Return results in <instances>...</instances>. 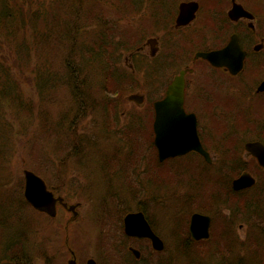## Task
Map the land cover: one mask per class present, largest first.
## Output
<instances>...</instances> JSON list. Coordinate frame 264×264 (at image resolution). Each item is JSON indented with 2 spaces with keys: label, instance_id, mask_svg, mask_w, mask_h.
<instances>
[{
  "label": "rangeland",
  "instance_id": "obj_1",
  "mask_svg": "<svg viewBox=\"0 0 264 264\" xmlns=\"http://www.w3.org/2000/svg\"><path fill=\"white\" fill-rule=\"evenodd\" d=\"M103 1L26 0L27 5L24 11L27 17L25 24L27 23V25L16 32L18 34L16 36L17 41L22 42L26 40L27 42L23 58L18 54L15 42L11 41L10 36L4 30H0V63L10 70L11 78L18 84V89L20 90V92L18 90L20 97H15L13 102L10 104L5 102L0 104V204H3L0 205V239L11 245L9 247L11 251L0 249V264H7L13 258L12 262L19 264H67L71 258V249L76 251L78 263L85 264L89 258L98 256L102 248L106 249L111 254L110 259H114L115 261L118 259L115 249H120L122 246V215L129 209H136L140 201L144 202L143 204L148 207L150 214L158 223L161 236L166 245H168V250L165 252L171 254L168 258L165 253L159 255L157 252L152 251V248L145 244L146 242H141L144 244H139L143 252L148 256V260L151 261L149 263L167 264L171 261L173 264H185L184 258L179 255L181 252L176 249L175 242L171 238L170 224H177L171 215V212L175 211V208H170V205L159 198L158 195H151L138 182L140 178L141 180L145 178V175L141 171L144 168V162H142L143 164L139 173L133 171V177L129 171L127 172L128 181L131 182L132 188L136 193L133 194V191L130 190V193H125L126 196H113L112 191L114 188L106 185L101 164L95 163L91 166L88 163L91 159L87 161L92 149L90 142L97 141V144L101 146L103 141H108L109 143L118 141L106 131L105 118L107 114L103 111L104 106L101 104L102 101H98V106L95 109L91 106L80 119L76 118L78 106L76 97L81 96L83 93L92 94V98L100 96L101 99L104 97L107 94L104 91L106 89L105 79L107 75L104 73V69L92 67L89 69L85 68L80 72L82 78L87 77L88 79L85 87L81 85L78 87L73 82L66 84L65 81L67 73L72 72V74H75L79 71L77 67L79 63L83 65L89 59L92 60V51H88L87 45L92 46L101 34V25L106 26L104 19H102L103 13L106 12ZM59 3L62 4L59 5ZM38 4L44 6V11L56 10L57 18H54L52 24H55L58 30L55 29L53 31L51 29L50 31V29L41 24L39 27L41 33L49 31L52 34L47 41H39L35 44L31 24H29L28 20L30 18V10L36 8ZM120 9H122L123 13H126L124 5H120ZM40 20L45 23L44 19ZM148 21L143 18L139 22L142 30L146 29L145 24ZM127 22L128 20H125L123 25L119 27V33L123 38L130 39L132 32H129L124 26L127 25ZM78 25H85V33L82 34L81 29L82 33H80L82 36L75 42V49L72 51L74 44H71V41L64 38V31L66 28ZM192 27L187 29L186 32L192 30ZM159 35L161 34L148 31L143 36V41ZM165 36H161L162 39ZM79 45L85 47V49H82L84 52L77 50V46ZM121 50V60L124 61L123 55L127 54L128 50H124L123 48ZM194 52L190 50L189 54L192 55ZM145 61V64L136 67V69L124 67L126 69L123 70L127 74L124 75V71L120 70L122 78L119 81L111 78V82L109 83L113 86L111 88L113 94L109 95V97L114 102H118L119 99L122 100L123 106L121 109L125 108L126 105L129 110H132L128 112V114H131L127 122L128 125H133L138 121L144 122L145 115L150 118L149 114L151 110L149 112L143 110L145 107L148 109L149 99L155 100L154 97L149 95V90L157 88L158 91L155 90V95H162L164 89L172 82L174 76L181 69L180 66L159 68V71H161L160 76L158 74L153 75L149 71V68H155V62L150 59H146ZM68 65H70V69ZM191 66L195 68V71L193 74L188 75V100L191 103L197 101L194 94L201 92V88L205 85L204 91L221 94L217 97L219 104L217 113L221 114V116L226 114V117L229 113L235 115L237 112L236 107L238 106L228 96L229 93H232L231 84L233 81L223 77L221 74H212L203 63H196L195 65L191 63ZM36 67L50 68L56 75H59L57 77L60 83L58 88H46L42 91L39 87L38 77H35ZM89 67L91 66L89 65ZM116 72L118 73V70ZM46 73L49 74L48 71L40 69L39 74L44 75ZM129 83H132V85L129 86ZM84 88H87V90L85 91ZM134 93H147L148 101L144 108H140L136 102L127 99L128 96ZM240 102L243 104L245 100H240ZM254 106L250 103V107ZM190 107L196 111L200 108ZM138 112L140 114H134ZM209 114L210 110H206L200 114L201 122L206 127L208 135L210 134V127H214L211 124L212 121ZM245 115L247 117L246 122L250 125L245 126V118L242 114L238 117L237 122H231L229 117L227 125L221 124L227 129L223 128L219 134L222 136L226 133L230 134L229 132L232 131L233 135H236L235 139L243 146L245 142L252 138L248 132L250 126L253 123H264V107L255 106L254 110L249 108ZM119 116H122L120 112ZM70 125L76 126L73 128L74 126L70 127ZM71 130H74V132ZM113 130L110 132L113 133ZM117 134L119 136L121 132ZM75 146L80 147L78 153L75 150ZM112 147L114 149L119 147V145L112 144ZM108 150L109 152L112 151L111 147L103 151L107 152ZM212 150L217 163L206 168V185L209 184L210 187L213 184H219L217 177H223V173L231 174L227 170L221 169L222 160L220 155L214 147ZM103 151L99 153L104 155ZM75 156L81 158L78 159ZM97 156L99 161L103 157L98 155V152ZM187 159L193 167L196 166L193 161L197 160L195 155ZM250 166L254 171H257L256 165ZM103 168L106 171L105 165ZM25 170L37 172L56 193L64 195L69 203H81V207L78 208V218L73 220V212L65 208H59V215L54 220L46 214L34 211L26 202L23 194ZM178 172L180 171H174V173ZM153 177L152 184L158 187V184H165L170 181L172 175L167 170L159 167V169H153ZM195 179V181H198L197 177ZM114 181H111V183ZM170 184H172V181ZM179 191L180 193H185L187 188L181 185ZM124 198H126L125 204H121L120 207L119 203ZM210 200L211 198L207 197V203ZM121 208L127 209L122 212ZM158 208H164L165 211ZM197 209L214 213L216 219L213 224L211 238L200 246L191 247V252L196 251L201 253L202 256L211 258L214 264H217L221 251L222 256L224 255L223 253L229 248L227 246H233V249H236L244 240L248 244L242 245L251 248L257 245L261 247V252H264V246L249 242L253 239L255 242H261V245H264V215L262 223L250 224L249 214L244 210L239 213L240 215H237L232 213V209L213 208V206L201 200L192 203L191 208H181L179 215L183 214L188 219V221L184 220V222H187L189 225L190 216L193 212L198 211ZM263 212H260V214H264ZM244 213L247 215H244ZM230 218H234V231H230L228 227L232 225L228 222ZM8 227L13 229H5ZM225 228L228 229V233L224 236L223 232L226 231ZM181 232L182 230H179V234ZM4 233H8V235L4 236ZM18 235H21L23 241H26H24V244L28 245L27 250L29 255L27 258L24 257L25 259L22 258V260H17L18 256H22L21 254L12 252L15 249V244H12V241L17 242L16 236ZM234 237H236V240ZM111 238H113L116 248L111 244ZM107 240V244L102 243ZM67 241H69L68 244ZM249 250L254 251L250 248ZM236 251L238 252L239 250L237 249ZM244 253L245 251L239 254L243 256ZM252 256L248 258H252ZM115 264H117L116 261Z\"/></svg>",
  "mask_w": 264,
  "mask_h": 264
},
{
  "label": "flooded vegetation",
  "instance_id": "obj_2",
  "mask_svg": "<svg viewBox=\"0 0 264 264\" xmlns=\"http://www.w3.org/2000/svg\"><path fill=\"white\" fill-rule=\"evenodd\" d=\"M130 1L135 4V7L131 8L132 12H130L128 15L127 13L125 14L127 15L128 22L127 25L124 26L128 29L129 32H132V34L130 39L128 40L119 38L120 42L124 43V46L122 48L124 50H128L129 48L130 49L127 51V54L123 55L124 61L121 60V51L119 53L118 60L112 62V64L117 66V68L119 69H126L124 67L136 69V67L145 64L146 59H150L151 61L155 62V68H149V71L152 72L153 75L158 74L160 76L161 71H159V68L170 66L172 68L177 66L181 67L174 78L182 71H186V94L184 102L185 110L187 113H192L197 117V133L203 148L209 154L211 162H207L206 156L195 150L182 156L171 157L164 161L159 160L155 143V120L157 114L154 108V103L164 98L169 87L168 85L164 89V93L162 95H155V90L158 91L157 88H155V90H150V94H152L151 96L155 99L153 101V108L147 107L148 109H146L145 107L148 99L147 93L143 94V101L141 100L139 102L135 99L137 102L136 104L140 108L145 107L143 109L144 111L149 112L151 110L149 114L150 118H148L144 114V122L138 121L133 125H128L127 122L131 115L128 114V112L132 110H129L126 105L125 108L118 110L122 115L120 116V118H118L119 114H116V110L112 109L111 120L114 125L118 124L117 131L121 132L120 137L122 138L125 134V126L129 128L138 126V141L134 146L130 147L124 145L123 140V144L114 149L112 147V144L119 145L121 138H118V141L113 142L112 144L108 141H103L100 147H105L106 149H108L106 146L110 144V147L112 149V151H110L111 153L108 150L105 153V156L100 159V161L96 159H91V161H88L89 159H87L88 163L91 166L95 163L101 164L106 185L114 188L112 191L113 196H126L125 193H130V190L133 191V194L136 193L132 188L131 182L128 181L129 177L127 172L129 171L133 177V171L139 173V170L141 169V166L143 164L142 162H144V168H142L141 171L145 175V178L144 180H141L140 178L138 180L139 184L143 186V189L146 188V190H148L151 195H158L159 198L163 199L170 205V208H173L174 202L180 198L187 200L193 198L195 202H198L199 200L203 202V194H201L200 192L201 190L202 192H204L205 190L204 187L207 175H205L204 167L202 166H204V164L213 165L217 163L215 154L212 150V148L214 147L217 153L220 155L222 161L224 159L235 158L239 160L240 158H242L245 161V164H248L249 167L241 170L240 172L237 171L231 177V189L234 193L229 189L227 197L228 206H223V204H215L213 202V208H237L244 194H246L247 204L248 200L254 201L258 197L262 196L263 190H258L256 189V187L258 183H260L264 178V167L261 166L257 157L254 156L252 152L246 149V144L250 142H261L262 144H264V140L261 139L264 138V123H253L250 126L248 132L249 136H252V138L245 142L242 147L235 139L236 135H233L232 131L229 132L230 134L226 133L222 136L219 133L224 128L221 124L227 125L229 117L231 119V122L238 121V117L240 116L239 112L241 109H243V104H245V107H249L251 110H254L255 106L264 107V90H261L264 83V0ZM104 2H106L107 5L111 6L113 0H104ZM187 3H196L197 8L194 13L188 10L185 15H182V5ZM190 15H193L194 18L187 24H180L178 22L179 18L182 17L184 19ZM153 16L156 17V22H154ZM144 17L145 19L150 20L149 24H147L150 25V29L148 28V31H152L161 35L153 36L143 41V36H145V33L148 31H145L146 29L142 30L139 22H141L140 19ZM191 27L192 30L186 32V30ZM162 34L166 35L163 39ZM234 36L238 38L242 50L246 53L243 68L237 73H233L227 67L215 66L209 60L198 55L199 53L218 51L225 48ZM148 46H150L149 50ZM190 50L195 52L190 55ZM191 63H193V65H195L196 63H203L206 69L212 74H221L223 77L233 81L231 84L232 93H229L228 96L232 98V100L235 101L234 103L238 106L236 107L237 112L235 113V115L227 113L228 116L226 117V114L224 116H221V114L217 113V108L219 107L217 97L221 94L208 93L204 91L203 89L205 88V85L203 86V88H201V92H199L198 94H194V97L197 101L191 103V101L188 100V75L193 74L195 71V68L191 66ZM240 100H245V102L242 104ZM250 103L255 106L250 107ZM190 106L200 107L198 110L199 112L191 109ZM206 110H210L209 117L212 121V126H214H209V135L207 134L206 127L203 125V122H201L200 117V114L204 113ZM134 114L138 115L140 114V112ZM105 121L107 124L108 120L106 118ZM114 137L116 138V136ZM192 155H195L197 157V160H193L196 165L194 167L187 159ZM104 165L106 166V171L103 168ZM250 165H256L257 171L259 172L254 171ZM158 166L162 169L167 170L172 175V178L167 183L158 184V187H156L152 184V179L154 178L153 169H159ZM174 171L180 172L174 173ZM260 171L262 172V174L260 173ZM243 173H250L254 177L255 183L250 187L236 190L234 188L233 182ZM195 177H197L198 181H195ZM111 181L114 182L111 183ZM171 181L172 184H170ZM181 185L187 188V191H185V193H180L179 189ZM49 189L53 191L55 196H61L64 199V203L67 204L68 208H71L73 205H76V208L81 207V203H69L64 195L56 193V191L53 190L50 186ZM125 199L126 198L120 201V207L121 204H125ZM26 202L31 206L28 201ZM143 203L144 202L140 201L136 209H129L124 214L126 215L130 212H141L150 222L148 216L149 209L147 206V208H142ZM182 207L183 205L181 206V208ZM32 208L35 207L33 206ZM57 208L66 207L58 203ZM187 208H191V205ZM239 208H241V206H239ZM126 209L127 208H121L122 212ZM155 230L154 232L159 235L158 231ZM189 234L191 239L195 240L193 239L191 233ZM128 240V251L132 255L133 253L131 252V248H134L135 244L137 245L140 242H146L145 244L149 245L150 247L152 245L149 239H138L128 236ZM195 241L200 242L206 240Z\"/></svg>",
  "mask_w": 264,
  "mask_h": 264
},
{
  "label": "trees",
  "instance_id": "obj_3",
  "mask_svg": "<svg viewBox=\"0 0 264 264\" xmlns=\"http://www.w3.org/2000/svg\"><path fill=\"white\" fill-rule=\"evenodd\" d=\"M103 3L105 4V8H106V12L103 13L104 16L102 17V19H104V23L106 24V26H102L101 28V34L99 35L98 39L94 41V44L92 46L87 45L88 51L91 50L92 51V60L89 59L85 64H78L77 67L79 68V71H77L75 74H72V72L67 73V79L65 81L66 84H71V82H73L74 84L76 83L78 85V87L83 86L85 87L88 79L87 77L82 78L80 76V72H82L83 69H89L92 67H99L104 69V73H106V79H105V83H106V89L104 90L106 94L104 97H102L100 99V96H96L95 98H92V94H86L83 93L81 96L76 97V101L78 102V106H77V113H76V118H79L81 116H83L88 109L97 107L98 105V101H102L101 104L104 106L103 111L106 112L107 116L106 119L108 120V123L106 124L107 126V132L109 134L112 135V137L117 136L116 139L118 140V138H121L120 135L118 136L117 134V129H118V124L114 125L112 120H111V110L115 109L116 110V114H119V111L122 106H123V101L119 99L118 102H114L109 95L113 94L111 88L113 86H111L109 83L111 82V78L115 79V80H120L122 78V72L120 73V70H123V68H117V66L113 65L112 62H115L118 60V56L119 53L122 51L121 48L124 46L123 42H120L119 38H123L122 35L119 33V27H121L123 25V22L125 20H127V15L132 12V7H135V4L130 1V0H113L112 5L109 6L107 5L106 2L103 1ZM62 3H59V5H61ZM27 3L26 0H0V30H4L6 32L7 35L10 36L11 41H14L16 46H17V51L18 54L20 55V57L23 58L24 53H25V49L27 48V42L26 40L19 42L16 40V36L18 35L16 32L20 30V28H24L27 23L25 24V22L27 21V17L25 16V11L24 8L26 7ZM120 5H124L125 7V11L127 13V15H125L126 13H123L122 9H120ZM30 10V9H29ZM30 18L28 20V22H30L29 24H31V28H32V35H33V41L35 44H37L39 41L45 42L49 39L50 35L52 34L49 31H46L44 33H41L39 31V27L41 26V24H43L44 26H46L48 29H51L54 31L55 29L58 30V27H56L55 24L53 23L54 18H57V13L56 10H49V11H44V6L41 5H37L36 8H34L33 10H30ZM134 13V12H133ZM49 15H51V17H49ZM115 15V16H114ZM81 17V16H80ZM154 17V16H153ZM40 19H44L45 23L43 21H41ZM143 18L140 19V21ZM145 19V17H144ZM52 20V21H50ZM146 20V19H145ZM157 19L156 17H154V22H156ZM150 20L145 24L146 26V30L148 31L150 28L149 24ZM144 25V24H143ZM149 28V29H148ZM47 29V30H48ZM82 29V32H81ZM40 32V33H39ZM85 33V25H78L72 28H66L64 31V38L68 41H71V44H74L72 46V51H74L75 49V42L79 40V37L82 36V34ZM125 39V38H123ZM128 40V39H125ZM123 44V45H122ZM82 49H85V47H83L82 45L77 46V50L82 51ZM84 52V51H82ZM69 64V63H68ZM89 65L91 67H89ZM69 69H70V65ZM40 67H36L35 68V77H38L37 80L39 82V87L40 89L43 91L46 88H50V89H57L59 86V79L57 78L59 75H56L54 73V71H52L50 68H40V69H44L46 71H48L49 74H39L40 73ZM112 69H116L118 70V73L116 72V70H112ZM124 71V70H123ZM126 71H124V75H126ZM69 76V78H68ZM37 82V81H36ZM132 83H129V86H131ZM111 86V87H110ZM18 84L11 78V72L7 67H4L2 63H0V104H2L3 102L5 103H11L13 102V99H15V97H20V95L18 94ZM85 91L87 90V88H84ZM20 92V90H19ZM149 95L151 96L152 94H150V90H149ZM152 97V96H151ZM92 98V100H91ZM57 100V99H56ZM148 101V99H147ZM94 106V107H93ZM149 108H153V100L149 99ZM243 109L240 110V114L243 115V117L245 118V126L250 125L249 123L246 122L247 117L245 114H247V110H249V107H245V104H243ZM120 118V116H119ZM74 121V120H73ZM74 123V122H73ZM74 126L73 128H75L76 125H70ZM112 129L113 133L110 132ZM125 134L123 135V137L120 139V145L123 144V140H124V145L126 146H134L135 143L138 141V132H139V127H126L125 126ZM74 132V130H71ZM114 134V135H113ZM261 138V137H259ZM227 139V138H226ZM262 140H264V138H261ZM92 144V149L90 150V154L88 156V159H96L99 160L98 156H97V152L98 155L100 156H104L106 152H104L103 150L106 149L105 147H100L97 144V141L95 142H90ZM112 144V143H111ZM111 145L109 144L108 146H106L107 148L110 147ZM242 147V145H240ZM80 147L75 146V150L78 153L79 152ZM97 151V152H92V151ZM100 151H103L104 155H101V153H99ZM76 158H81L78 156H75ZM235 161V162H234ZM222 163V170H227L229 173L231 174H226L223 173V177L219 178L217 177L218 183L219 184H213L210 185L207 184L206 185V181H205V187H204V192H202L201 190V194H203V202H205L206 204L213 206V202L215 204H223V206L225 204H227V197H228V191L230 189L231 192V177L237 172V171H241L245 168H248L249 165L245 164V161L240 158L239 160L237 159H224L223 161H221ZM100 165V164H99ZM215 165V164H213ZM213 165H208V164H204V172L206 175V168H209ZM259 172V171H257ZM260 173L262 174V172L260 171ZM231 175V176H229ZM214 179V178H212ZM219 185V186H218ZM218 186V187H215ZM256 189L263 190V195L258 197L257 199H255L254 201L248 200V204L246 203V194H244V196L242 197L241 202L239 203V206H241V208H239V206H237V208H229L232 209V213L233 214H237L240 215L239 213H241L242 210L248 212L249 214V223H262L263 222V215L264 214H260V212L264 211V178L261 180L260 183H258ZM211 190V191H210ZM210 191V192H209ZM234 193V192H233ZM207 197H210L211 200L210 202L207 203ZM193 202H195V200L192 199H177L174 202V207L173 208H181V206L183 205L182 208H187L188 206H190ZM225 202V204H224ZM0 205H3L2 203ZM142 208H147L146 205L142 204ZM207 208V207H206ZM203 212H208L207 210H203ZM259 212V213H258ZM209 214H213V224L215 221V217H214V213H210ZM264 213V212H263ZM244 215H247L246 213H244ZM149 219L153 225V227L159 232H161L160 227H158V223L155 221V218L148 214ZM188 221V219L181 214L178 215L176 217V225H172L170 224V229H171V238L172 240L175 242V247L178 251H180L181 253L179 254L180 256H182L184 258V262L185 264H211L212 259L207 257V256H202L201 253L196 252V251H192L191 252V247H196V246H200L203 243H205V241H195L192 240L189 234V230H188V223L184 222ZM180 221V222H179ZM228 222L232 225L228 226L230 231H234L233 229V223H234V218H230L228 220ZM227 222V225H228ZM213 228V226H212ZM5 229H13V228H5ZM179 230H182V232L179 234ZM225 232H223V235L225 236L226 233H228V229L225 228ZM122 240H121V248H116V246H114V241L113 238H111V244L113 245L115 249V252L117 254V258L115 261L117 262V264H150L148 260V256H146V254L143 252V256L141 258V260H137L132 254H130V252L128 251V236L122 231ZM4 236L8 235V233H4ZM236 236V234H235ZM18 241L17 242H13L12 244H15L14 247L15 249L12 250V252L14 251V253H19L22 256H18L17 260H22V258H27V256L29 255L28 250H27V246L26 244H24L23 241V237L21 235L16 236ZM3 238V237H1ZM236 240V237H234ZM238 240V239H237ZM256 240V239H255ZM258 241H260L259 239H257ZM208 241V240H207ZM206 241V242H207ZM249 241V240H248ZM26 242V241H25ZM251 244H259V246H264L261 245V242H255L253 239H251L249 241ZM102 243H108V240ZM141 243V242H140ZM144 243H141V245H143ZM242 244H248L247 241H243ZM239 244L237 246V248L233 249V246H227L229 247L228 249H226V251L223 253L224 255L222 256V251L221 254H219L218 256V261L217 264H264V252H261L262 249L261 247H258L257 245L254 246L253 248L248 247L246 245H242ZM2 245V246H1ZM105 245V244H103ZM136 245V244H135ZM141 247L140 244H137ZM0 249H6L11 251V249L9 248L11 245H8L7 242H5L3 239H0ZM6 247V248H5ZM254 250V251H248V249ZM257 248V250H255ZM239 250L238 252H243L245 251L244 255L241 256L236 250ZM168 250V245H166V248L163 252H157L159 255H163V253H165V255H167V258L169 255V253H166L165 251ZM143 251V250H142ZM260 251V252H259ZM264 251V250H263ZM168 252V251H167ZM153 253V252H152ZM213 253V252H212ZM262 253V254H261ZM157 254V255H158ZM214 254V253H213ZM253 255V256H252ZM249 256H252V258H248ZM111 254L106 251V249L102 248L101 252L98 256H96L99 264H115L114 259H110ZM16 258V257H15ZM24 258V259H25ZM207 258V259H205ZM13 259L9 260V262L7 264H19V263H13L12 262ZM254 261V262H253ZM167 264H173L171 261L170 263ZM214 264V262L212 263ZM216 264V263H215Z\"/></svg>",
  "mask_w": 264,
  "mask_h": 264
},
{
  "label": "water",
  "instance_id": "obj_4",
  "mask_svg": "<svg viewBox=\"0 0 264 264\" xmlns=\"http://www.w3.org/2000/svg\"><path fill=\"white\" fill-rule=\"evenodd\" d=\"M240 7V6H239ZM197 8L196 3H187L182 5V15L190 10L192 13ZM241 8V7H240ZM194 18L190 15L186 18H179L180 24H187ZM199 56L209 60L215 66L227 67L233 73H237L243 68L246 53L242 50L238 38L234 36L229 44L218 51L199 53ZM185 73L182 71L177 76L167 91L165 99L155 103V143L158 147L159 158L161 161L169 157L185 154L191 150H197L204 154L209 160V154L204 150L197 133V117L194 114H188L184 108L185 102ZM264 90V83L261 88ZM130 99L143 101V96L133 95ZM246 149L257 157L259 163L264 167V144L261 142H250L246 144ZM25 197L37 210L46 212L52 217L57 215L58 203L67 207L64 199L55 196L53 191L48 189L46 181L32 170H25ZM255 183L254 177L250 173H243L233 182L236 190L247 188ZM70 210L75 212L76 205ZM125 230L129 236L137 238H147L152 242L155 251H163L164 241L155 234L143 213H131L125 217ZM211 219L202 214H194L191 219L190 231L193 238L199 240L209 237V228ZM135 256L139 258L141 252L131 248ZM72 258L68 264H77L76 254L72 253ZM87 264H98L94 258H90Z\"/></svg>",
  "mask_w": 264,
  "mask_h": 264
}]
</instances>
